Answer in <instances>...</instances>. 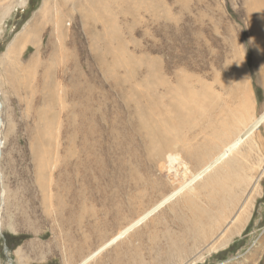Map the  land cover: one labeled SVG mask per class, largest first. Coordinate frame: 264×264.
<instances>
[{
    "label": "rangeland",
    "instance_id": "1",
    "mask_svg": "<svg viewBox=\"0 0 264 264\" xmlns=\"http://www.w3.org/2000/svg\"><path fill=\"white\" fill-rule=\"evenodd\" d=\"M2 4L0 264H264V0Z\"/></svg>",
    "mask_w": 264,
    "mask_h": 264
},
{
    "label": "crops",
    "instance_id": "2",
    "mask_svg": "<svg viewBox=\"0 0 264 264\" xmlns=\"http://www.w3.org/2000/svg\"><path fill=\"white\" fill-rule=\"evenodd\" d=\"M30 3H31V0H26V6H25V8L27 6H29V9L31 11H33L35 8H31ZM25 8H24V10H25ZM21 10L22 9H19V11H21ZM0 11H1L0 14H1V17H2V19L0 20V33H2L3 30L5 32V27H6V23H7L8 19H10V17L14 16L15 15V12H18V10L15 9L14 11L11 12L10 11V8H9V10L7 11V14H6L4 12V6L2 4V7H1V10ZM22 12H23V10H22ZM25 22H26V20L22 24H24ZM48 246L50 247L49 250H47V247ZM53 247H54V249L56 251V253H55L54 256H53ZM42 248H43V253H42V255L39 258H37L35 260H33L32 258H28V263H25V264H78V263H80L83 260L81 258L80 261L76 262L74 259L60 258V257H58V244L55 243V241L53 240V237H52V240L49 241V243H46V242L42 241ZM8 252H10V251H8ZM26 252H27V250H26ZM21 253H22V249L20 247V255H21ZM10 261L13 262L12 257H10ZM15 261L16 260H14V262Z\"/></svg>",
    "mask_w": 264,
    "mask_h": 264
},
{
    "label": "bare ground",
    "instance_id": "3",
    "mask_svg": "<svg viewBox=\"0 0 264 264\" xmlns=\"http://www.w3.org/2000/svg\"><path fill=\"white\" fill-rule=\"evenodd\" d=\"M259 21V20H258ZM257 21V22H258ZM0 108H1V104H0ZM1 149H2V144L0 145V157H1ZM171 161H172V163L173 164H176V162H178V160H174L173 158H171ZM178 164V163H177ZM242 219H243V217H242ZM241 223H242V220L241 221H238L237 222V227H239V225H241ZM236 226V225H235ZM235 229V228H234ZM220 246V245H219ZM224 246V245H223ZM217 247V246H216ZM221 248V247H220ZM214 250H215V248H214Z\"/></svg>",
    "mask_w": 264,
    "mask_h": 264
},
{
    "label": "water",
    "instance_id": "4",
    "mask_svg": "<svg viewBox=\"0 0 264 264\" xmlns=\"http://www.w3.org/2000/svg\"><path fill=\"white\" fill-rule=\"evenodd\" d=\"M117 240H118V239H116L115 241H117ZM112 244H114V243H110L109 246H111ZM95 256H96V255L92 256V258L95 257ZM92 258H90V259H92ZM90 259H89V260H90ZM89 260H87V263H88ZM84 264H86V262H85Z\"/></svg>",
    "mask_w": 264,
    "mask_h": 264
},
{
    "label": "trees",
    "instance_id": "5",
    "mask_svg": "<svg viewBox=\"0 0 264 264\" xmlns=\"http://www.w3.org/2000/svg\"><path fill=\"white\" fill-rule=\"evenodd\" d=\"M30 6H31V3H30Z\"/></svg>",
    "mask_w": 264,
    "mask_h": 264
}]
</instances>
